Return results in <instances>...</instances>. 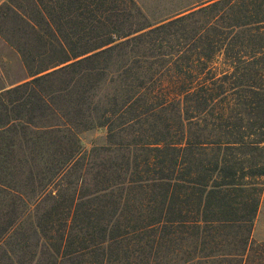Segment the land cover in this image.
<instances>
[{
  "label": "trees",
  "instance_id": "1",
  "mask_svg": "<svg viewBox=\"0 0 264 264\" xmlns=\"http://www.w3.org/2000/svg\"><path fill=\"white\" fill-rule=\"evenodd\" d=\"M204 1L4 0L0 264H264V0Z\"/></svg>",
  "mask_w": 264,
  "mask_h": 264
},
{
  "label": "rangeland",
  "instance_id": "2",
  "mask_svg": "<svg viewBox=\"0 0 264 264\" xmlns=\"http://www.w3.org/2000/svg\"><path fill=\"white\" fill-rule=\"evenodd\" d=\"M207 1V0H206ZM143 11L145 20L155 25L162 21L175 17L189 9L200 5L204 0H135ZM3 19H0V28ZM4 36L11 38V34L6 31V27L2 29ZM17 38V37H14ZM16 40V39H15ZM22 59L18 51L7 43L3 36L0 35V80L13 83L20 79L23 74ZM83 147L87 150L95 146L107 145V131L105 129H92L81 134ZM46 210L41 212H49V206H45ZM253 239L257 243L264 242V190L261 198V205L255 220Z\"/></svg>",
  "mask_w": 264,
  "mask_h": 264
},
{
  "label": "crops",
  "instance_id": "3",
  "mask_svg": "<svg viewBox=\"0 0 264 264\" xmlns=\"http://www.w3.org/2000/svg\"><path fill=\"white\" fill-rule=\"evenodd\" d=\"M3 3H4V0H0V6ZM22 63H23V61H22ZM22 65H23L22 66L23 67L22 71H23L24 75L20 79L14 81L13 83H9L8 81H6V83H5L4 80H0V93L5 92V91H7L9 89L15 88V87H17V86H19V85H21V84H23V83L28 81V78H27L28 75H27L24 63Z\"/></svg>",
  "mask_w": 264,
  "mask_h": 264
}]
</instances>
